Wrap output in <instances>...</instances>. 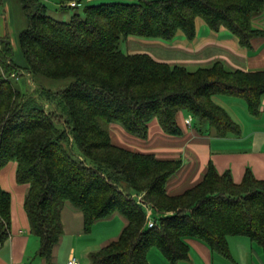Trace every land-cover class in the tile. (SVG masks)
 Here are the masks:
<instances>
[{"label":"trees","instance_id":"1","mask_svg":"<svg viewBox=\"0 0 264 264\" xmlns=\"http://www.w3.org/2000/svg\"><path fill=\"white\" fill-rule=\"evenodd\" d=\"M91 0H59L77 9ZM28 17L17 42L0 34V169L15 160L17 181L29 184L25 196L38 255L48 264L64 230L66 202L84 214V230L115 213L127 222L119 236L92 252L90 264H149L156 247L171 262L189 258L187 239L198 238L230 257L229 237L245 236L264 247V180L247 169L241 182L209 162L202 178L178 193L168 183L181 169L178 158H159L112 140L110 124L146 138L157 118L171 135H182L180 111L208 123L219 136L239 134L240 124L219 104L218 95L242 97L259 113L264 69L230 70L217 61L194 71L129 53V36L172 39L197 34L202 18L218 31L225 27L243 46L261 33L254 19L264 0H106L85 4L83 14L56 19L43 0H20ZM71 2L76 4L72 5ZM5 4L0 0V15ZM30 74L26 90L18 79ZM74 81L66 88L45 87L40 78ZM11 193L0 184V241L11 231ZM151 210L154 226L148 225Z\"/></svg>","mask_w":264,"mask_h":264},{"label":"crops","instance_id":"2","mask_svg":"<svg viewBox=\"0 0 264 264\" xmlns=\"http://www.w3.org/2000/svg\"><path fill=\"white\" fill-rule=\"evenodd\" d=\"M3 1L6 8L9 0ZM9 14L11 16L10 11L5 16L0 15L1 35L8 33L5 22ZM196 26L194 39H189L183 32H178L169 40L129 36L124 41V49L129 53H149L155 59L183 65L191 71L211 66L217 61L230 70L264 69V11L254 19V27L262 32L253 37L249 47L241 45L237 36L225 27L214 31L202 18H197ZM215 99L240 124L239 134L219 136L210 124L194 118L189 125L186 119L190 113L180 111L178 122L182 135L167 133L159 120L154 118L149 122L146 138L135 136L118 123H112V140L134 150L182 158L181 169L168 183L171 193L181 192L198 182L209 162L214 163L219 173L230 171L237 183L242 181L247 169L252 170L258 179L264 180V94L256 115L249 111L246 101L240 96L218 95ZM17 166V161L11 160L0 169V184L11 193L12 198L11 231L6 241H0V264H48L37 254L40 241L32 232L25 209L29 184L17 181ZM61 221L65 231L55 247L51 264H67L72 255L77 257L80 264H90L86 256L88 258L92 252L116 239L127 222L122 214L115 213L99 219L91 232L86 233L83 211L70 202L65 203ZM67 233L70 237H80L81 244L73 238L66 239L69 236ZM187 241L190 244L189 258L175 264H264V247L245 236L229 237L230 257L214 251L198 238L190 237ZM148 258L149 264H174L156 247L149 251Z\"/></svg>","mask_w":264,"mask_h":264},{"label":"rangeland","instance_id":"3","mask_svg":"<svg viewBox=\"0 0 264 264\" xmlns=\"http://www.w3.org/2000/svg\"><path fill=\"white\" fill-rule=\"evenodd\" d=\"M43 1H44L45 5L47 6V11L49 12L50 15H52L56 19L69 20L71 18V16L74 14V12H76V11L83 14V9H84L85 4H98V3L104 2L106 0H91L88 3H84L83 5L79 6L77 9H71V8L63 9L61 4L59 3V0H43ZM9 2H8L6 8L8 9V7H9L8 11H10L11 16H10V14H9V17L6 16L7 21L5 22L6 27H8V35L11 37V39L13 41L15 52H16L15 53L16 59L18 61L20 60L22 63H24V65H26L25 60L22 58V56H20V53H19L20 50L18 47L17 39H18L20 32L23 31L27 27L28 17H27V15L23 9V6H22L20 0H9ZM8 11L4 10V8H3V11H2L3 15L4 16L7 15ZM10 28H11V30H10ZM125 44L126 43L124 42L123 43V50H125L124 49ZM25 76L26 77H24V78L21 77L18 79L19 84L23 87L24 90H26L28 85L34 84V81L31 78L32 76L30 74L25 75ZM73 81L74 80L71 78H68V79H50V78H45V77L40 78V82L45 87L53 89V90L64 89V88L68 87ZM113 123H116V122H113ZM111 124H110V130H111ZM119 126H120V124H119ZM112 129H114V133H115L116 130H115L114 126L112 127ZM112 132H111V134H112ZM127 148H130V147H127ZM137 151H140V150H137ZM141 152H143V151H141ZM155 155L159 158H176V157H162V156H158L156 153H155ZM178 159H182V158L178 157ZM64 206L65 205H62V207H61V213L64 209ZM63 235H64V233H63ZM68 235L69 236L66 237V239L73 238L81 244L82 241H81L80 237H78V236L77 237H70L71 235L70 234H68ZM86 261L90 262V256H88V258L86 256Z\"/></svg>","mask_w":264,"mask_h":264},{"label":"built area","instance_id":"4","mask_svg":"<svg viewBox=\"0 0 264 264\" xmlns=\"http://www.w3.org/2000/svg\"><path fill=\"white\" fill-rule=\"evenodd\" d=\"M72 5L76 4L75 2H71ZM192 115H190L187 119H186V122L190 125L191 122H192ZM147 219H148V225L149 226H154L155 224V220L153 218V215H152V212L151 210H149L148 212V216H147ZM67 264H80L79 260L77 259V257L75 255H72L69 260H68V263Z\"/></svg>","mask_w":264,"mask_h":264}]
</instances>
